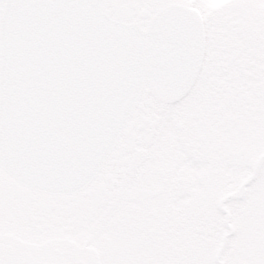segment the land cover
Masks as SVG:
<instances>
[{"label": "snow or ice", "instance_id": "6c2138e0", "mask_svg": "<svg viewBox=\"0 0 264 264\" xmlns=\"http://www.w3.org/2000/svg\"><path fill=\"white\" fill-rule=\"evenodd\" d=\"M114 6L0 0V264H264V0L231 6L250 14L254 33L253 129L205 153L216 169L199 185L206 199L157 218V205L130 215L122 198L49 211V198L74 197L101 173L147 81L183 86L200 63L206 22L190 0H119L166 9L149 34L113 20L106 9ZM220 169L258 170L247 210L226 207L222 193L233 180ZM9 178L33 202H14Z\"/></svg>", "mask_w": 264, "mask_h": 264}, {"label": "rangeland", "instance_id": "374dc122", "mask_svg": "<svg viewBox=\"0 0 264 264\" xmlns=\"http://www.w3.org/2000/svg\"><path fill=\"white\" fill-rule=\"evenodd\" d=\"M190 3L202 12L206 22L205 56L197 79L180 102L158 111L152 93L143 94L144 100L155 106L153 112L162 116L146 161L133 175L127 173L112 188L108 187L104 196L87 190L74 197L49 198V211L70 210L88 201L103 205L120 198L130 215L144 210L150 202L157 205L150 208L154 218L159 217L161 211L188 209L193 199L207 198L199 185L216 171L206 164L205 153L229 139L251 137L256 49L251 21L245 18L250 14L232 8L234 0H202V3L190 0ZM159 8L130 11L139 16L144 10L154 12ZM176 121L183 122L182 130L176 127ZM220 171L233 180L222 193L228 210H247L248 197L258 188L253 183L258 178V170L239 176L226 169ZM9 190L14 202L34 200L31 191L11 184ZM189 192L192 199H183ZM160 204L164 205L163 209ZM9 235L16 240L15 230ZM29 242L25 240L26 244ZM228 243L225 237L217 248L218 255L226 252Z\"/></svg>", "mask_w": 264, "mask_h": 264}, {"label": "flooded vegetation", "instance_id": "af4514ba", "mask_svg": "<svg viewBox=\"0 0 264 264\" xmlns=\"http://www.w3.org/2000/svg\"><path fill=\"white\" fill-rule=\"evenodd\" d=\"M110 2H112L116 6L106 9V12L109 15L121 21L137 22L141 25L147 24L150 20V17L158 10L157 9L154 12H146V10H144L140 12L139 16H134L130 11L134 9L120 7L119 0H110ZM140 16L144 17L145 20H141ZM206 42L205 29V50ZM189 90L186 92V94L189 92ZM147 92H149V90L147 89V87H145L142 90L141 95L137 101L134 112L129 118L128 125L120 134L116 143V147L106 161L103 170L100 174H98L96 179L93 180V182L86 188H84L80 193L90 190L91 194L95 192V194H97L98 196H104L106 194L107 188H112L114 185H116L119 178L124 177L127 173L129 175H133L148 158L150 150L149 148L152 146L153 139L157 134L158 128L161 125L160 117L162 116L157 111L153 112L155 110L153 107L157 106V108L159 109L158 111H163L164 109L180 102L181 99H183L186 95L185 94L180 99L174 102H164L155 97V106H153L152 104L147 103L146 100H144L143 94ZM177 111L178 110L176 108V112ZM176 114L178 117L179 113ZM180 117H183V115H181ZM175 125L176 127H179L180 130H182L184 126L182 121H176ZM139 154H145L146 157L140 163H136ZM9 179L10 184L15 186L17 189L30 191L26 187L20 185L19 182L15 179Z\"/></svg>", "mask_w": 264, "mask_h": 264}, {"label": "water", "instance_id": "95a60500", "mask_svg": "<svg viewBox=\"0 0 264 264\" xmlns=\"http://www.w3.org/2000/svg\"><path fill=\"white\" fill-rule=\"evenodd\" d=\"M165 10L166 9L164 7H161L160 9H158L150 17V20H149V22L147 23L146 26H143V25H141V24H139L137 22L121 21V20H118V19L112 17L107 12H106V14L109 15L113 20H115L117 22H120V23H135L142 33L149 34L152 31V23H153V21L157 17H159ZM191 11L195 15H197V16H199V17H201L203 19V15H202L201 11L197 7L193 6L191 8ZM130 46H131L130 44L125 45V47H130ZM204 53H205V32H204L203 38L201 40V46H200V57H201L200 63H199L198 68L196 69V71L193 73L192 79H191V81L189 83H187V84H185L183 86L165 87V86L157 85V84L153 83L152 81H147L145 83L143 89L145 87H147V89L152 93V95L154 97H156L157 99H159L161 101H164V102H174V101L180 99L182 96H184L186 94V92L190 89V87L192 86L193 82L195 81V79H196V77H197V75L199 73L202 61H203ZM140 95H141V93H140ZM145 157H146L145 154H139L138 158L136 160V163H140L142 160L145 159Z\"/></svg>", "mask_w": 264, "mask_h": 264}]
</instances>
